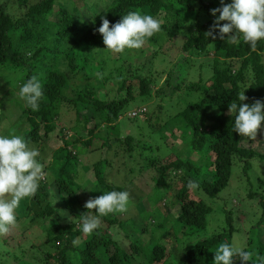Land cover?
Masks as SVG:
<instances>
[{
	"label": "trees",
	"instance_id": "obj_1",
	"mask_svg": "<svg viewBox=\"0 0 264 264\" xmlns=\"http://www.w3.org/2000/svg\"><path fill=\"white\" fill-rule=\"evenodd\" d=\"M14 1L23 12L17 17L6 11L8 0L6 3L0 0V66L4 70H23L20 84L36 76L43 95L37 111L17 102L21 111L12 125L17 126L16 129L20 125L16 134L22 136L28 146L34 143L39 148H43L59 127L57 133L62 146L53 156L60 158L58 151L61 150L65 159L58 170L47 174L51 160L37 158L46 175L36 193L20 202L27 211H15L17 222L25 219V228L27 224L34 226L35 222H40L43 229L45 221L54 217L45 229L43 241L27 247L22 233L12 247L0 251V264H18V261L19 264H212L208 254L210 246L220 244L223 239L230 242L233 238L235 227L231 223V210L225 212L226 222L221 230L200 236L183 249L178 243L189 233L186 227L195 228L191 233H200L206 228L213 207L199 192L216 198L229 184L233 169L247 173L251 159L264 155L242 144L244 137L232 130L233 117L228 112V105L244 91L247 98L244 103L252 104L256 100L264 103V40L258 41L252 50L240 36L230 38V34H225L223 39L219 35L208 36L206 33L210 31L218 32L213 28L215 17L210 10L220 7V0ZM129 11L159 19V33L147 38L139 49H125L121 55L109 53L106 59H100L99 51L105 47L101 34L95 31L100 26V17L104 16L111 27ZM223 23L220 21L221 25ZM179 36L182 37L177 61L167 65L164 60L166 68L162 70L154 66L152 59L166 50L162 45L156 47L158 42L174 44ZM147 42L153 47V53L140 57ZM200 56L209 61L211 75L189 83L187 77L192 75L193 69L203 72L205 64L196 67L195 63ZM96 70L99 73L94 75ZM162 79L173 88L162 96L172 103L170 108H178L175 105L181 97L186 101L183 107L167 115L171 126L162 122V101L156 104L157 109L152 114L140 104L127 110L132 103L152 99L156 94L154 86ZM176 93L180 97H173ZM157 95L160 96L161 91ZM2 100L0 115L10 124L3 111L7 103ZM64 110L75 111L72 126L62 122ZM131 111H135L134 116L129 115ZM124 114L137 121L136 131L140 123L148 124L147 129L159 131L163 139L167 138L165 131L175 132L181 122L191 132L190 138L180 151L162 156L152 145L143 142L144 139H136L134 132L124 134L120 123ZM123 154L129 160L139 158L137 168L140 174L147 172L149 191L175 188L172 205L164 208V220L158 228L168 225L170 215L174 216L173 225L148 240L142 237L144 230L131 228L134 225L128 216L130 208L134 214L145 211L143 203H137L141 197L134 200L129 196L131 205H127L126 211L100 217L99 227L92 234L79 231L81 214L95 215V209L84 208L81 200L85 201V194L77 196L83 188L78 166L91 167L94 175L91 182L103 185L96 197L103 191H126L123 183H114L105 172L107 156ZM79 155H84L86 160L81 161ZM208 170L212 173L211 179L207 178ZM189 180L196 186L187 187ZM251 185L254 187L247 195L260 197L264 212V179L253 177ZM163 200L165 196L161 197ZM111 228L116 231L113 233ZM261 237L262 234L260 239L250 237L249 247H243L251 252L253 246H257L252 259L264 256ZM36 246L40 249L36 250ZM11 251L21 253L8 257ZM175 253L177 257L173 258ZM233 264H241L239 257L233 258Z\"/></svg>",
	"mask_w": 264,
	"mask_h": 264
},
{
	"label": "rangeland",
	"instance_id": "obj_2",
	"mask_svg": "<svg viewBox=\"0 0 264 264\" xmlns=\"http://www.w3.org/2000/svg\"><path fill=\"white\" fill-rule=\"evenodd\" d=\"M3 1V0H2ZM7 0H5L6 3ZM209 0H207L208 2ZM4 3V4H5ZM6 11L10 12V14L14 17L19 16L21 13H23L17 6L16 2L14 0H8V6L6 7ZM159 33V32H157ZM156 33V34H157ZM182 36H179L176 39V42L172 44V42H158L156 47H159V45H162V48H165V53L160 54L154 59H152V62H154V66H160V70L163 68H166L165 64L172 65L177 61L178 57L180 56V51L178 49L179 39H181ZM147 47V48H146ZM146 49H144L142 55L143 58L146 56H150L152 51V46H150V43L147 42L145 44ZM104 49L99 51V58L100 59H106L107 54L109 55V51H103ZM118 55V54H116ZM121 55V53H120ZM100 59H97L98 61ZM142 60V58H140ZM138 60V59H137ZM165 60V64L163 61ZM209 62V61H208ZM207 62V59L205 56H200V58H197L196 67L202 63L205 64V67H203V72L198 71L197 68L193 69V73L191 76L187 77V81L194 82L199 81L200 79H207L211 75V71L209 68V64ZM143 63V62H142ZM162 63V64H161ZM181 63V61H180ZM161 64V65H159ZM96 67L100 68V65L96 63ZM5 68H2L0 66V100L3 99V102L7 103V107H5L4 115H6L9 118L10 124L6 121V119H3V116L0 115V125H3V127H0V133L3 134H16L21 128L20 125H18V129H16L17 126L12 125L17 120V115L20 113V108L17 105V102L21 105H24L23 101L19 99L17 96V92L19 90V86L22 81V77L24 74L23 70L17 69V71H11V70H4ZM99 73L98 70L95 71L94 75H97ZM166 78V77H165ZM162 89V90H160ZM171 88L167 83L162 79L160 83L156 84L154 86V91H156V94H154L152 99H148L147 101H139L138 103H132L128 107V111L131 110L133 107L136 106V104H140V106H145L151 114L155 109H157L156 104L158 102H163L164 105V111L161 115L162 122H166L168 126H171L172 124L169 121V118L167 115H170L171 113H174L178 108H181L185 105V100L181 97L175 106H179L178 108H170V102L165 101L167 100V97H162L166 93L171 91ZM161 91V95L158 96V92ZM173 97H180L176 93ZM163 98V100H162ZM12 99L13 102L9 103L8 100ZM25 106V105H24ZM171 109V110H170ZM158 111V110H157ZM1 112V107H0ZM135 111H131L129 113L130 116H134ZM64 115L61 120L63 123L66 124V126H72L73 121L75 120V111L74 110H64L62 112ZM150 114V115H151ZM6 117V118H7ZM155 119H153L154 121ZM120 123L121 129L123 130L124 134H129L131 132H134L136 139L137 137H140L143 142H146L155 149V151L162 155L174 151H180L181 148H184L187 145V140L190 138L191 132L188 130L187 126L183 123H179L180 127H175V132H172V130L165 131V135L167 136L166 139H163L161 136V133L159 131L154 132L148 128V124L144 122L142 125L141 123L138 125L139 129L136 131V123L137 121L135 119H129L126 114H124L123 118L121 119ZM144 128L146 129L144 131ZM174 129V128H173ZM18 130V131H17ZM58 130L59 127L51 134V137L48 139L49 141L45 142L43 145V148H39L36 144L32 143L30 144L31 147H35L38 149L40 155L43 159L46 161L51 160L50 168L47 169V174H51V171L58 170L63 162L65 153L61 152V150L58 151V154L60 153V158H56V156H53L55 151L59 149L60 146H62L61 140L58 136ZM151 131L154 132V134H150L151 136H147L146 134ZM18 135V133L16 134ZM80 135V134H79ZM78 136V134L76 135ZM242 144L245 147L253 148L256 151L264 154V123L261 124V127L257 131V135L255 139H249L244 137L242 140ZM116 147V146H115ZM90 151V150H89ZM104 149L102 157H104ZM107 156V155H106ZM164 156V155H162ZM191 156H194L192 154ZM108 157V164L106 165L105 172L106 175H109L111 180H114V183H123V185L126 187V191L129 193V196L137 200L139 197V200L137 203H143L142 207H145L143 213L136 212L135 214L132 212L130 208V212L128 214L131 222H133L134 227H131L134 229H141L144 230L142 237L146 240L151 239L152 236L155 235V233L159 234V231H162L161 229L166 228L169 229L170 226L173 225V215H170L171 219L168 221V225L166 227H159L158 224L160 221L164 220V208H166L168 205L169 207L172 205V195L175 191V188L173 189H155L149 191L147 189L146 182L148 181V174L147 172H144L143 174H140L137 168V162L139 161V158L133 159H127L126 156L123 154L121 156H107ZM86 157L84 155H79V159L81 161L86 160ZM82 163V162H81ZM131 167H133V170H131ZM91 167L89 169H86L83 164L78 166L79 171V179L81 181V184H83V188L80 189L77 193V196H83L85 194V201L89 200L90 198H95L97 194H99V191L103 189V185H97L94 184L93 179L94 175L91 171ZM131 170V171H130ZM45 172V171H44ZM207 178H212V173L208 170L207 171ZM260 176L262 179H264V155H257L254 156L251 159V168L247 171V173L240 171L238 168L233 169V174L230 179L229 184L219 193V195L216 198H212L210 196L205 195L203 191L199 192V195L204 198V200L209 203L213 210L208 215V222L206 225V228L200 232H192L191 231L195 228L193 227H186V233L182 236L181 240L179 241L180 249H183L185 246L194 243L200 236H208L210 234H213L216 231L221 230L222 227L225 225V212L227 210H231V214L233 215L231 223L234 225V233L233 238L229 241H226L227 239H223L220 244L227 243L231 244L233 246L237 247H249L250 245V237L260 239V234H262V239L264 241V212L260 204V197H250L247 195L250 188L254 187V185H251L253 183V177L257 178ZM86 177V179H85ZM130 180V181H129ZM88 188V189H87ZM91 189V190H90ZM165 196V200L161 201V197ZM83 199V197H82ZM83 201V202H82ZM84 199L81 200L82 204H85ZM77 203V202H76ZM78 204V203H77ZM162 204H165L162 205ZM131 204L128 203V207ZM142 207L140 205V209L142 210ZM174 207V206H173ZM172 207V208H173ZM17 213L27 211L25 207H21V204L19 207L15 210ZM127 212V213H128ZM67 213V212H65ZM19 215V214H18ZM54 217H49L45 221V226L42 231L38 227L39 224H36L35 227L29 228L25 231V219L17 222V227L11 228L10 232L3 237H0V246H2V249L0 251H7L6 249L9 247H12L14 242L21 238L22 233L25 234L26 237L23 238V243H26L27 247H31L34 243H40L43 241V238L46 234L45 229L53 221ZM263 221V223H262ZM145 225V226H144ZM182 228V227H180ZM111 231L114 233L116 230L114 228H111ZM135 231V230H134ZM134 231H132L134 233ZM157 231V232H156ZM176 233V231H175ZM2 239V240H1ZM4 239V240H3ZM212 245L210 246L208 250V254L211 258V260L214 259L215 251L219 247V245ZM6 246V247H3ZM257 246H253L251 253L255 254L257 251ZM26 248V247H25ZM36 250H39L40 247L36 246ZM32 250V249H31ZM16 251H11L8 255V257H14L16 255ZM21 253V251L19 252ZM18 253V254H19ZM101 256H105L106 253H100ZM176 253L174 254L173 258H176ZM14 263V262H13ZM12 263V264H13ZM19 264V261H18Z\"/></svg>",
	"mask_w": 264,
	"mask_h": 264
},
{
	"label": "clouds",
	"instance_id": "obj_3",
	"mask_svg": "<svg viewBox=\"0 0 264 264\" xmlns=\"http://www.w3.org/2000/svg\"><path fill=\"white\" fill-rule=\"evenodd\" d=\"M220 5L210 10L215 17L213 28L218 29V32L214 34L210 31L206 34L213 37L219 35L221 39L225 34H230V38L240 36L243 42L254 50L256 43L264 40V0H231L227 4L220 0ZM100 20V26L95 31L101 34L104 49L115 54L125 49L141 48L147 38L161 29L159 19L138 11L127 12L111 27L104 16H101ZM220 21L225 23L221 25ZM244 92L228 105V112L233 117L232 130L239 137L255 139L264 122V103L260 100L252 104L244 103L247 99ZM42 95V85L36 76H31L23 82L17 92L25 107L32 111L39 109ZM39 155L38 149L30 148L22 136L0 133V237L6 236L11 228L18 226L15 210L22 200L31 198L36 193L39 182L46 175L37 159ZM186 186L193 188L196 185L194 181L189 180ZM101 193L84 204L85 209H95V215L88 212L81 214L79 231L85 235L92 234L99 227L100 217L126 211L129 202L127 191L109 190ZM39 223L35 222L34 226L27 224L25 230ZM38 227L42 231L40 224ZM252 256L250 251L242 247L223 243L216 249L212 264H233L234 257H239L241 264L248 261H251V264H264V256L257 255L255 259H252Z\"/></svg>",
	"mask_w": 264,
	"mask_h": 264
},
{
	"label": "built area",
	"instance_id": "obj_4",
	"mask_svg": "<svg viewBox=\"0 0 264 264\" xmlns=\"http://www.w3.org/2000/svg\"><path fill=\"white\" fill-rule=\"evenodd\" d=\"M135 114V113H134Z\"/></svg>",
	"mask_w": 264,
	"mask_h": 264
}]
</instances>
